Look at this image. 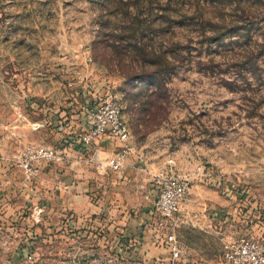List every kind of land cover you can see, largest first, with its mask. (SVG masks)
Returning <instances> with one entry per match:
<instances>
[{"label": "rangeland", "instance_id": "obj_1", "mask_svg": "<svg viewBox=\"0 0 264 264\" xmlns=\"http://www.w3.org/2000/svg\"><path fill=\"white\" fill-rule=\"evenodd\" d=\"M21 95L45 97L46 114L58 107L53 146L87 132L114 99L127 159L153 165L149 176L172 160L186 197L236 198L229 240L190 239L221 255L239 238L264 244V0H0V111ZM221 218L213 228H225ZM39 245L13 264H60Z\"/></svg>", "mask_w": 264, "mask_h": 264}, {"label": "crops", "instance_id": "obj_2", "mask_svg": "<svg viewBox=\"0 0 264 264\" xmlns=\"http://www.w3.org/2000/svg\"><path fill=\"white\" fill-rule=\"evenodd\" d=\"M45 100L37 96L30 101L21 95L15 110L0 111V119H12V123L0 122V264L32 258L38 244L47 248L45 253L52 249L60 264H171L164 235L152 226L154 196L148 172L153 165L143 170L127 159L121 173L101 170V158L117 150L116 142H95L93 151L99 153L100 163L88 162L79 150L68 148L64 163H39L36 177L25 179L16 160L22 147L29 143L53 146L61 140L58 107L46 114L50 108L43 104ZM44 134L49 136L46 141L40 139ZM235 201L231 195L190 191L181 204L182 223L176 229L181 249L176 264H225L218 250L190 239L189 233L229 240ZM221 216L225 228L217 230L211 223L222 220ZM18 228L19 240L14 233Z\"/></svg>", "mask_w": 264, "mask_h": 264}, {"label": "built area", "instance_id": "obj_3", "mask_svg": "<svg viewBox=\"0 0 264 264\" xmlns=\"http://www.w3.org/2000/svg\"><path fill=\"white\" fill-rule=\"evenodd\" d=\"M129 136V130L122 120L121 107L114 99H109L93 111L90 129L87 132L78 134L65 145L27 144L17 158L18 166L25 179L30 180L37 175V164H62L69 158L68 148L73 147H76L82 156L89 155L86 159L88 162L100 163L99 153L93 151L91 146L104 139L116 142L118 146L110 157L101 158V170L108 169L114 173H121L132 150ZM173 167L174 162L168 160L160 170L150 174L149 183L150 194L154 196L152 226L163 233L164 245L171 256L170 262L176 264L181 255L176 229L182 223L181 204L189 191V184L173 172ZM67 221L72 220L68 218ZM223 259L225 264H264V244L252 239L239 238L228 245Z\"/></svg>", "mask_w": 264, "mask_h": 264}]
</instances>
